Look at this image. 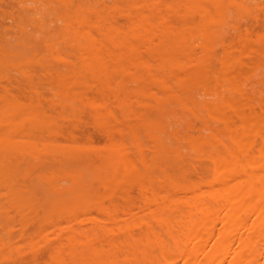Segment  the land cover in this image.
<instances>
[{
    "label": "bare ground",
    "instance_id": "bare-ground-1",
    "mask_svg": "<svg viewBox=\"0 0 264 264\" xmlns=\"http://www.w3.org/2000/svg\"><path fill=\"white\" fill-rule=\"evenodd\" d=\"M11 1L0 264H264V106L228 99L255 43L211 71L224 0Z\"/></svg>",
    "mask_w": 264,
    "mask_h": 264
},
{
    "label": "rangeland",
    "instance_id": "rangeland-1",
    "mask_svg": "<svg viewBox=\"0 0 264 264\" xmlns=\"http://www.w3.org/2000/svg\"><path fill=\"white\" fill-rule=\"evenodd\" d=\"M245 2H246V4H245ZM241 3L243 5V7L245 8V11L238 13V12H235V9L232 8V10H231L230 9V6L229 7L227 6L228 5L227 4V0H224L223 1L221 7L222 6H223L222 8L225 7L224 9L226 10L225 11L226 13L224 12V10L222 11V8H221V13H219V16H220L219 21L221 20V22H219V23L220 24L222 22L223 23L221 24V28L222 29L220 28L221 30L220 29H219L220 31L218 30V32H221V34L218 35V38H219L220 42L224 41L225 44H224V48H222L223 50L220 49V47L218 48V50H222V51L216 50L218 52H214L213 53V58H215V61H216V58H217V60H220V59L224 58L225 56L227 58L231 57L232 58V61H234V60L237 61V59H239L238 64L236 63V65H235V68H234L235 71L233 69V73H234L236 79L238 80L237 81V84H238V87L241 89L240 90L241 93L242 94L245 93V96H246L247 99H243V98L241 99V97L237 98L238 95L233 99L235 93H232V92H229V94H231V95H228V99L229 100H235L236 99L234 102H236V101L239 102L238 103L239 105L236 103V105L234 106V108L236 106L237 107L238 106L241 107V105L246 101L247 106H249V107L252 106L251 107L252 109H254L255 111H258L259 108L262 107L261 105L264 106V86H263L264 85V0H241ZM0 4H3V8H5V10L3 12L2 11L3 9L1 8L2 6L0 5L1 6L0 7V10L2 11L0 13H3V14L6 13L7 10L10 11V8L13 7V1L10 2V0L9 1H7V0H1L0 1ZM225 4H226V6H225ZM4 6H8V7L10 6V8L9 9L7 8V10H6V7H4ZM221 16H222V18H221ZM1 20H2V23L0 24L1 26L2 25L6 26V24H8V25L11 24L10 20L7 19L6 17L4 18L5 23H4V21H3L2 18H0V21ZM217 20H218V17H217ZM229 28H230L231 31L229 30ZM239 34H247L248 38L252 40L251 43H255V44H252L253 48H252V46H250L252 48V52L250 51V48L248 49V51L247 50H242L243 54H245L246 52H248L247 54L244 55V57H243L242 54L240 55L241 50L238 51L235 46H231V45H234L236 43L237 36ZM227 35H229V36H227ZM226 36H227V38H226ZM231 39H235V40L232 41ZM227 42H228V45H227ZM244 51H245V53H244ZM239 55H240V57L236 59L235 57L236 56L238 57ZM219 56L220 57L224 56V57L219 58ZM212 64H213V67L214 68H212L211 67L212 65H211L210 66L211 71H216V69L218 68L216 66L217 65V61L215 63L212 62ZM7 75H6V77H9V78L12 77V75H10V73L7 74ZM1 78L2 77H0V81L3 80ZM214 80L215 81H213V83L216 82V81H218L216 78H214ZM219 80L222 83V80L221 79H219ZM221 91H218L219 92L218 94L223 93ZM198 94L199 93H197V95ZM202 94H204V93L201 91V94H199V95L202 96ZM215 96H216V93H215L214 96H212L211 98H208V99H211L210 101H214V100L217 99V96L216 97ZM199 99H200V97H199ZM247 102H249V103H247ZM250 103H251V105H250ZM252 103H253V105H252ZM233 105H234V103H233ZM237 107L235 109H237V110H240L241 109V108L238 109ZM227 113H229V114H227V116L229 115V117H231L230 120L232 119V121H230V123H234L235 120H236V115L235 114H232V112H231L230 109L227 110ZM230 114H232V115L230 116ZM204 116L206 117L205 114H204ZM196 123H197V121H196ZM194 124H195V121H193V125ZM197 124H198V126H200L199 123H197ZM194 126H197V125H194ZM86 127L84 129L85 130V133L86 134L88 133V135H89L91 133L90 129H88V128H90V126H88V128H87L89 130V132L86 129ZM184 129H183V131H184ZM187 129L188 128L185 129V132H187V133L190 132L188 134L194 135V133H196V132L197 133H200L198 131L199 130V127H198L197 130L194 129V133H193V128H192V132H191V129H188L189 131ZM94 131H95V129L94 130L92 129V133L91 134L98 133L97 136L95 134L93 136H94V138L96 136L95 139L97 141H100V140H98L100 138H97L98 135H99V132H96L97 130L95 132ZM204 134L206 135L207 133L204 132ZM90 136L92 137V135H90ZM223 137H224V135H223ZM94 138H93V140H94ZM224 138H225V141H226V137H224ZM257 140H258V138H257ZM192 175L194 176L195 174H192ZM130 191H131V193L130 192L129 193L131 194V199L132 198H135L137 196L136 191L135 190H130ZM133 195H135V197ZM129 198H130V196H129ZM134 200H136V199H134Z\"/></svg>",
    "mask_w": 264,
    "mask_h": 264
}]
</instances>
